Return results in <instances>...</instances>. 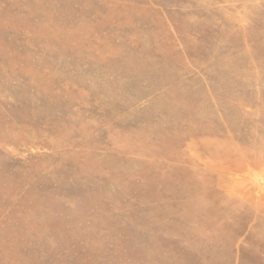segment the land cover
I'll return each instance as SVG.
<instances>
[{"label": "rangeland", "instance_id": "1", "mask_svg": "<svg viewBox=\"0 0 264 264\" xmlns=\"http://www.w3.org/2000/svg\"><path fill=\"white\" fill-rule=\"evenodd\" d=\"M0 264H264V0H0Z\"/></svg>", "mask_w": 264, "mask_h": 264}]
</instances>
